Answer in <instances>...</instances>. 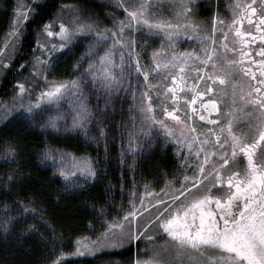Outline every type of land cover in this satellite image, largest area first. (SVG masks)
<instances>
[{
  "label": "rangeland",
  "instance_id": "rangeland-1",
  "mask_svg": "<svg viewBox=\"0 0 264 264\" xmlns=\"http://www.w3.org/2000/svg\"><path fill=\"white\" fill-rule=\"evenodd\" d=\"M42 1L16 0L11 23L0 43V81L17 54L26 21L34 13V6ZM92 1L105 6L101 19L90 15L80 6L67 5L46 24L47 30L44 25L38 32L37 47L26 66L25 74L16 83L13 94L0 101V132L9 125L20 123L27 131L77 137L95 146L104 141L116 143L121 148V155L131 160L138 155L148 157L153 151L163 150L167 146L156 141L151 122L147 121L140 111L142 107H147L149 102L155 103L151 90L158 86V79L153 72L156 62L153 55L161 54V51H165L170 45L178 52L185 42L197 46L198 55L202 60H205L206 52L213 50L208 41L204 40L197 42L179 38L173 42L175 37L169 39L167 35L170 30H164L162 35L160 29L150 28L142 22L133 21V27L128 28L129 19L125 8H135L140 0ZM152 6L155 9L149 7L146 18L153 23L161 21L159 17L173 19V13L182 12V8L178 10L177 6L174 8L160 5L159 9H156L155 5ZM152 13L159 17H152ZM176 16L179 17L177 13ZM120 21L125 25L122 34L116 31ZM61 24L68 27L70 38L59 34ZM113 32H116L122 43H113ZM203 32L210 36L211 23L203 27ZM61 44L64 46L60 47ZM109 49L113 52L114 61L108 66L109 71L117 77L113 87L105 85L104 67L99 59ZM121 56L124 58L123 63ZM189 56L194 57L193 53ZM136 61H139L140 68L144 67L148 72L147 81L133 69ZM154 75L156 78H153ZM72 81H77L79 88L74 87ZM58 84H65L67 87L62 89L57 97L49 99L47 91ZM20 85L24 86L23 91L20 90ZM41 93L45 95L42 96ZM82 109L87 112L83 119L80 115ZM115 115L121 119L117 131L114 130L113 135L111 134L114 137L108 138V132L101 130L99 124L104 116ZM142 145L146 151L142 150ZM9 149L13 151L10 152ZM209 149H212L214 154L208 155L205 162ZM219 150L221 151L211 142L202 148L189 147L187 151H183L181 157L176 158L175 165L165 180L149 182L138 194L132 195L129 208L120 221L108 224L98 236L77 239L73 250L61 255L59 261L119 253L135 246V252L130 257L123 260L110 259L102 264H156V261H165L166 264H216V250L176 255L169 244V250L165 251L161 245L168 237L161 231L156 217L161 213L167 216L165 209L174 211L178 205L186 204L195 198L198 191H186L190 193L184 198V189H188L189 185L201 176V167L204 169L212 165ZM15 157L16 151L13 147L0 149V163L12 161ZM36 157L40 166L50 169L54 176L69 178V188L72 191H79L96 181L97 170L89 155L43 150L37 152ZM85 161L90 164L95 175L81 167ZM201 190L205 192L204 189ZM157 201L161 203L158 204ZM133 211L137 213L135 216L128 215ZM134 236L137 238L133 239Z\"/></svg>",
  "mask_w": 264,
  "mask_h": 264
},
{
  "label": "trees",
  "instance_id": "trees-1",
  "mask_svg": "<svg viewBox=\"0 0 264 264\" xmlns=\"http://www.w3.org/2000/svg\"><path fill=\"white\" fill-rule=\"evenodd\" d=\"M16 0H0V43L15 12ZM67 5L102 18L105 6L92 0H43L24 25L16 56L0 81V101L16 88L37 47V34ZM105 117L99 128L113 138L120 117ZM116 136V135H115ZM13 147L16 157L0 163V264H102L110 259L123 260L135 252V246L119 253L59 261L73 250L74 242L98 236L107 225L120 221L129 208L132 195L144 183L162 182L171 169L168 155L131 159L121 155L116 143L89 144L77 137L38 134L20 123L0 132V149ZM142 150L146 151L144 145ZM89 155L97 170L95 183L72 191L70 179L54 176L40 166L36 153ZM5 224L7 228H5Z\"/></svg>",
  "mask_w": 264,
  "mask_h": 264
},
{
  "label": "flooded vegetation",
  "instance_id": "flooded-vegetation-1",
  "mask_svg": "<svg viewBox=\"0 0 264 264\" xmlns=\"http://www.w3.org/2000/svg\"><path fill=\"white\" fill-rule=\"evenodd\" d=\"M260 2L261 0H183L189 11L185 13L182 9L179 17L176 16L178 12L173 13L175 14L173 19L166 16L160 18L159 16H154L155 13H152V17H159L163 22L168 21L167 23L164 22L165 24L179 25V27L172 29H160L162 35H164V30L176 33L173 42L179 38L197 42L200 40L208 41L207 43L211 49L215 51V59L242 60L243 68L256 72L255 79L244 75L239 70L241 66H233L235 70L230 74L228 73V66H226L224 72L219 70L214 72L212 62L209 61L205 64V60H202L198 55L197 46L194 47L192 43L189 44L187 42L179 48L178 52H175L173 45H170L165 51H161V54L153 55L154 60L156 59L154 66L156 63H161L162 67L154 73L158 79V86L155 90H151V96L155 101V103L149 102L151 104L150 115L153 117L151 125L157 137L156 141L167 144L163 150L153 151V155H168L171 159V164L173 163L172 169L176 158H180L183 154L182 152L187 151L189 147L197 149L205 147L211 142L214 144L215 135H210L209 130L219 134L221 136L220 143L223 144L224 138L228 135L227 132L221 133V128L225 127L227 123L226 117L232 120V132L239 138L235 146L234 156L232 155V145H224V150L227 151L229 158L227 165L222 163L223 158L219 154V150L217 157L213 158L212 165L204 168L200 174L201 176L198 178L200 183L196 184L194 188L192 184L195 182L189 185L188 191H198L195 197L209 194L214 197H221V202H223V194L229 188L226 181L230 174L235 172L237 175L233 178H239L243 176L247 169L248 162L247 155L243 151L244 146L252 143L254 138H258V122L264 119V116L260 113L258 106L245 101L248 99L246 94L249 90L259 86L258 81L261 77L258 71L259 65L255 62L264 59V56L260 54V49L264 48V41L258 39L262 33L257 27L258 25L264 27V25H260L259 21ZM148 3L152 9H155L152 5L157 6L156 9H159L160 5L174 6V8L177 6L178 10L181 8L179 6L180 0H148ZM248 3H253V6L257 7V14H254L251 23L248 20H244L242 25H238L242 32L252 34L251 37H244V39L249 40V43L243 45L245 55L241 57L240 37L236 36L235 28L231 25V21L242 10L237 5ZM209 23H211L212 32L208 37L204 34L203 27ZM181 29L183 30L180 31ZM156 33L159 34L158 32ZM224 45H227V48H224ZM234 47L236 49L235 52L232 50ZM191 53H193L194 57L189 56ZM181 54L184 55L181 56ZM173 56L179 57L180 61L176 64L169 63ZM165 64L167 65L166 68L163 66ZM140 69L142 71L139 73L143 79V71L146 70L144 67ZM214 75H224L228 82L222 85L219 81L209 80V77ZM172 76H176L177 79L173 81L171 79ZM200 77H204V79H200ZM233 84L236 88L235 97L232 95ZM172 88L176 89L174 93L175 100L172 98L173 93L170 90ZM208 88L212 90L207 91ZM241 90L245 93L244 100L241 99ZM200 92H203L204 95H199L198 93ZM193 97H195L194 100ZM210 100L217 101L219 111L211 109V105L208 103ZM173 109H175L174 115L180 117L179 121L173 119L172 116L164 114L166 111L172 112ZM202 116L204 119H201ZM159 121L169 125L172 129L171 135L168 134L167 129L161 126ZM191 129H195V132L193 133ZM204 141L207 142L202 143ZM216 147L220 149L218 145H215ZM159 150L162 152L160 153ZM139 157L142 158L144 156L140 155ZM253 162L258 165L264 163V141H260L257 145L253 154ZM214 167L219 171V177L213 173ZM218 179L222 183H218ZM148 184L144 183L143 187L148 186ZM201 189H204L205 192ZM232 190L234 191L235 189L232 188ZM190 192H186L183 197H187V193ZM214 205L215 201L209 203V207L216 211ZM217 219L220 220L221 218L217 217Z\"/></svg>",
  "mask_w": 264,
  "mask_h": 264
},
{
  "label": "snow or ice",
  "instance_id": "snow-or-ice-1",
  "mask_svg": "<svg viewBox=\"0 0 264 264\" xmlns=\"http://www.w3.org/2000/svg\"><path fill=\"white\" fill-rule=\"evenodd\" d=\"M183 11L186 13L189 11L187 5L183 3V0H180L179 5ZM151 7L148 3V0H140V3L133 9L125 8L127 12L129 23L128 28L133 27V21L137 23H144L149 25L150 28L156 29H172L174 27H179V25H172L171 23L165 24L163 21H156L155 23L151 22L146 18L147 9ZM238 8L242 9L240 14L231 21V25L235 28L236 36L240 37L239 43L241 45L240 55L243 57L245 53L243 52V45L249 43L248 39L244 37H251V33L242 32L238 25H242L244 20H248L251 23L254 14H257V7L253 6V3H248L244 5H237ZM261 12L259 13L260 25H264V0L260 2ZM19 12V8L17 9ZM181 13H177L180 15ZM222 23V21H221ZM120 26L116 30L121 34L124 31L125 25L123 21L119 22ZM47 25H45V30H47ZM259 31L262 33L258 39L264 41V27L257 26ZM61 36L65 38H70L71 32L68 27L64 24L60 25ZM169 39H171L176 33L167 32ZM113 43H122V41L117 37L116 32H113ZM64 45L61 44L60 47ZM224 48H227V45H224ZM236 51L235 47L232 49ZM260 54L264 56V48L260 49ZM184 54H181L183 56ZM113 52L111 49L106 50L103 57H100L101 65L104 67V80L105 85L108 87L115 86L117 82V77L109 71V67L114 61L112 59ZM205 64L209 61L213 64V71L219 70L224 72L226 66H228V73L230 74L235 70L233 66H241L239 70L246 76L252 77L255 79L256 72L250 71L247 68L242 67V60H232V59H215V51L205 53ZM123 56H121V63H123ZM180 61L179 57L173 56L172 60L169 63L176 64ZM259 65L258 71L260 73V80L258 81L259 86L253 87L246 94L248 99L246 103L256 105L259 107L260 113L264 116V59L257 60L255 62ZM165 68L167 65H163ZM162 67L161 63H156L153 72L156 73ZM133 69L136 72H141L142 70L139 67V61L133 65ZM89 70H92V65H89ZM183 70L181 65V71ZM123 71V70H121ZM95 74V73H94ZM153 78H156L155 75ZM143 79L148 80V72L143 71ZM171 79L175 81L176 76H172ZM204 79V77H200ZM209 80L219 81L220 84L224 85L228 81L224 75H214L210 76ZM72 85L76 88H79L77 81H72ZM150 86V85H147ZM65 84H58L47 91L46 95L49 99L57 97V94L61 93V90L66 88ZM20 90H24V86L20 85ZM173 93V99L176 97L174 95L176 89H170ZM211 88H208L207 91H211ZM199 95H204L203 92L198 93ZM45 95V93H41ZM233 97L236 96V88L233 84L232 90ZM143 97V93H142ZM245 93L241 90V99L244 100ZM149 100L151 97L148 98ZM195 97H193V100ZM208 103L211 105V109L214 111H219L217 107L216 100H210ZM143 105V99L141 100ZM31 111V109H29ZM140 111L144 114L145 119L149 122L153 120L151 113V104H148L147 107H142ZM175 109L172 112H165V115L172 116L176 121L180 120L179 116L174 115ZM81 119H83L87 112L82 109ZM201 119H204L202 116ZM227 123L226 126L221 128V133L227 132V136L224 138L223 144L220 143L221 136L215 134L212 130H209L210 135H215L214 145H218L221 149L220 155L222 156V163L227 165L229 162L227 151L224 150V145H232V155H235V146L239 138L232 132V120L228 117L225 118ZM75 122V121H74ZM161 126L167 129L168 134H172V129L168 124H165L163 121H159ZM215 123V122H213ZM55 126V125H53ZM194 133L195 129H191ZM230 137V139H229ZM264 141V119L259 120L258 122V138H254L252 143L244 146L243 151L247 155L248 166L245 170L242 177H236V173L233 172L230 174L226 183L229 185L228 190L223 194V202H221V197L212 196L209 194H204L193 198L188 203L180 204L176 207L174 211H168L167 216L163 213L159 214L156 217L157 222L160 224L161 231L166 234L168 240L165 241L161 247L168 251V245L172 246V251L176 255L181 253H192L199 252L204 253L208 250H216L218 255L215 257L216 264H264V163L257 164L253 162V154L260 143ZM204 141L202 143H206ZM9 151H13L9 149ZM214 154L212 149H209L205 156V162H207V156ZM81 167L87 170L91 175H95L92 171L91 166L88 162H82ZM213 173L219 177V171L214 167ZM200 172H203V167L200 168ZM211 174V173H210ZM187 179V178H186ZM218 183H222L219 179ZM200 181L197 179L192 187L194 188L196 184H199ZM232 188L235 190L233 191ZM184 191H188L187 188ZM184 193L182 192L181 195ZM215 201V208L219 211H213L209 207V203ZM157 203H161L157 201ZM137 213L133 211L128 215L135 216ZM198 217V222H197ZM217 217L221 219L218 220ZM151 221H149L150 223ZM113 227V225H109ZM147 227V225H145ZM5 228L7 225L5 224ZM136 239L137 237H132ZM156 264H166L165 261H156Z\"/></svg>",
  "mask_w": 264,
  "mask_h": 264
},
{
  "label": "water",
  "instance_id": "water-1",
  "mask_svg": "<svg viewBox=\"0 0 264 264\" xmlns=\"http://www.w3.org/2000/svg\"><path fill=\"white\" fill-rule=\"evenodd\" d=\"M216 211H219L218 209L215 208Z\"/></svg>",
  "mask_w": 264,
  "mask_h": 264
}]
</instances>
